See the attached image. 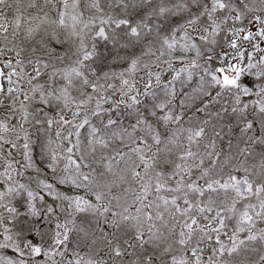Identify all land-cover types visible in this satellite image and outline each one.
Masks as SVG:
<instances>
[{
	"label": "snow or ice",
	"instance_id": "obj_1",
	"mask_svg": "<svg viewBox=\"0 0 264 264\" xmlns=\"http://www.w3.org/2000/svg\"><path fill=\"white\" fill-rule=\"evenodd\" d=\"M0 264H264V0H0Z\"/></svg>",
	"mask_w": 264,
	"mask_h": 264
}]
</instances>
